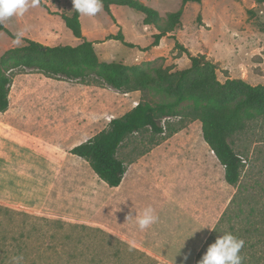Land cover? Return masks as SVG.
I'll return each instance as SVG.
<instances>
[{"label":"rangeland","instance_id":"rangeland-1","mask_svg":"<svg viewBox=\"0 0 264 264\" xmlns=\"http://www.w3.org/2000/svg\"><path fill=\"white\" fill-rule=\"evenodd\" d=\"M40 1L47 9L41 5L30 8L24 16L13 17L4 23L11 35L0 31V54L17 46L13 43V34L21 28L27 29L25 38L41 43L78 44L60 17L70 10L72 1ZM161 1L146 0L144 4L155 9L162 18L181 4V0ZM250 4L251 0H222L218 9L227 5L242 12L246 22H251L256 33L257 30L261 33L258 34L261 45L257 44L256 50L258 59L264 52V4L256 3L255 7L248 8ZM196 5L190 2L186 7L181 19L184 26L200 21L196 18ZM124 7L119 18L128 25V36L132 33L131 24L142 34L144 15ZM97 22L108 28L104 8L92 17L81 15L80 23L85 30L92 29ZM114 45L108 47L118 57L124 50L132 56L133 51L123 42ZM158 62L164 64V58ZM73 82L47 78L29 70H16L13 74L8 108L0 111V264H13V257L17 256L23 257L22 264H50L49 259L31 254L35 247L34 238H31L33 217L101 229L102 232H96L94 258L83 256L77 259V264H194L197 252L223 216L236 190L225 182L223 166L214 154L211 167L204 168L198 162L200 152H195L200 149L203 137L200 122L186 121L185 126L174 133L167 128V135L155 134L149 129L128 135L117 150V156L125 162L126 168L167 138L170 141L165 148L173 154L168 165L158 157L153 160L155 164L159 162V167L143 168L139 176L135 173L137 167H133L127 171L128 176L120 188L109 187L86 160L69 152L78 142L59 140L64 128L61 119H45L52 93ZM133 106L134 102L130 101L117 111L115 117ZM169 122L170 127L179 124L177 118H171ZM229 141L244 165L240 178L241 196L237 199L238 206H231V211L224 216L231 219H222L216 233L217 236L225 233L235 236L242 232L244 227L250 226L244 217H251L249 211L254 209L257 215L254 216V239L260 256L264 253V118L247 122L245 128ZM194 162H198L196 166ZM164 188L173 191L172 199L168 198ZM125 201L138 216L145 207L151 206L158 216L157 222L141 231L136 224L138 216H126ZM116 212H119L117 217ZM205 212L207 217H204ZM20 241L26 243L23 255Z\"/></svg>","mask_w":264,"mask_h":264},{"label":"trees","instance_id":"trees-1","mask_svg":"<svg viewBox=\"0 0 264 264\" xmlns=\"http://www.w3.org/2000/svg\"><path fill=\"white\" fill-rule=\"evenodd\" d=\"M201 1L181 0L179 8L167 13L164 19L160 18L155 9L139 0H103V8L110 13L109 6L115 3L141 12L144 15L143 22L152 24L158 31L153 35L152 44L156 45L162 36L180 25L187 2ZM254 2L264 4V0ZM40 5L47 9L42 1ZM60 17L73 36L81 39V42L76 45H45L25 38L21 46L4 50L0 54V111L8 108L10 86L16 70L34 71L56 80L108 86L122 92L139 91L140 99L131 109L112 118L107 128L69 150L71 154L86 160L92 171L109 187L118 186L126 171L125 162L118 158L117 150L128 135L144 129L167 135V128L174 133L183 128L186 121H199L203 140L223 166L225 182L236 190L223 216L197 252L194 264H198L208 246L219 237L216 233L220 228L219 222L224 218L230 220L231 217L224 216L231 211V206L239 204L237 199L241 196L240 178L244 165L229 139L242 131L247 122L257 117L264 118V84L251 85L243 79H226L221 82L217 79V67L213 62L202 54L191 55L176 40L174 48L190 57V66L186 68L173 69L163 62L157 63V60L131 65L113 60L103 61L96 54L92 41L83 37L80 14L73 3L69 14H61ZM0 31L11 35L4 24L0 25ZM108 39H117L127 46H133L125 42L120 33L110 35ZM171 118L178 119L177 127H170ZM239 210L241 212L242 208ZM249 212L251 217L244 218L250 226L235 233L237 238L244 241L240 250L242 264H264V253L260 256L257 254L254 239V216L257 215L254 209ZM31 224L34 230L31 238H34L35 246L31 254L38 258L49 259L50 264H77V259L83 256L94 258L95 239L102 232L101 229L46 217H33ZM25 246L24 241L19 242L22 255Z\"/></svg>","mask_w":264,"mask_h":264},{"label":"crops","instance_id":"crops-1","mask_svg":"<svg viewBox=\"0 0 264 264\" xmlns=\"http://www.w3.org/2000/svg\"><path fill=\"white\" fill-rule=\"evenodd\" d=\"M139 1L143 4L146 2V0ZM157 2L161 3L162 1L157 0ZM221 3L222 0H202L197 3L196 12L200 17V21H195L191 26L186 27L181 19L186 7L190 4V2H187L181 15L180 26L162 36L156 45H153L152 42L153 35L158 31L152 24H145L143 22L144 18L140 29L142 34H139L135 29V25L131 24L132 33L130 37L128 36V25L119 18L120 11L125 10V7L115 5V3L109 6L110 13L106 12L108 28H105L101 22H97L90 30L82 28V34L84 38L92 41L96 54L103 61L110 62L113 60L131 65L164 58V65H170L173 69L186 68L190 66V57L185 52H178L174 48L176 40L191 55L202 54L206 59L213 62L217 67L216 76L219 81L243 79L251 85L264 84L262 82L264 80V52L258 59L256 58L257 44L261 45L259 42L261 37L258 38V34L261 33L258 30L256 33L254 25L251 22H246L242 12L234 11V8L230 9L227 5L219 10L218 7L221 6ZM255 6L256 3L251 0L248 8ZM68 13L69 10L65 14ZM160 18L164 19L165 17L160 16ZM118 33L122 35L125 42L133 44L132 47L124 45L133 51L132 56L124 50L122 55L118 57L108 47L112 44L117 46L116 44L120 42L117 39H108L110 35H117ZM171 36H174V38ZM76 41L80 43L81 39L77 38ZM52 94L54 95L50 97L52 102L50 101L47 108L45 119L49 117L61 119L64 128L60 131L62 137L59 140L78 142V144L105 129L118 110L128 105L130 101L134 102L135 105L140 97L139 91L122 92L108 86L87 85L76 81ZM202 139L200 149L195 154L200 152L198 162L204 168H207V166L211 167L213 165L212 154L214 153ZM169 141L170 138H167L157 145L156 149L146 152L137 161L131 162L126 168L121 183L113 188H120L124 184L125 178L128 176L127 171L133 167H137L135 173L136 176H139L142 174L143 168L154 169L159 167V162L155 164L153 160L158 159V157L163 164L168 165V159L173 154V151L165 148L168 146ZM207 150H209L210 156H207ZM213 157L216 159L215 155ZM198 162H194L195 166ZM165 191L168 193V198L172 199L173 191L170 189L169 192ZM125 207L127 217L129 215H131L130 217L138 216L133 214L129 202L125 201ZM118 213L116 212L114 215L117 217ZM207 215L204 217H207Z\"/></svg>","mask_w":264,"mask_h":264},{"label":"clouds","instance_id":"clouds-1","mask_svg":"<svg viewBox=\"0 0 264 264\" xmlns=\"http://www.w3.org/2000/svg\"><path fill=\"white\" fill-rule=\"evenodd\" d=\"M75 10L84 16H95L103 10V0H72ZM40 7V0H0V25L13 17H22L30 8ZM27 34L26 28H21L13 34V43L23 44ZM129 215L128 217H130ZM158 216L151 206L143 209L136 218V224L141 231L155 224ZM244 241L231 233L220 235L210 244L198 264H242L240 250ZM187 257H185L186 259ZM23 257H13V264H22Z\"/></svg>","mask_w":264,"mask_h":264}]
</instances>
